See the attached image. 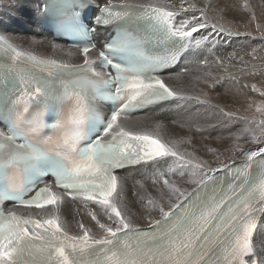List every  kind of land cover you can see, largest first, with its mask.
Wrapping results in <instances>:
<instances>
[{
  "label": "snow or ice",
  "instance_id": "snow-or-ice-1",
  "mask_svg": "<svg viewBox=\"0 0 264 264\" xmlns=\"http://www.w3.org/2000/svg\"><path fill=\"white\" fill-rule=\"evenodd\" d=\"M190 10L200 17L179 19ZM42 19L55 30L51 50L75 46L79 62L0 32V264H264V147L237 146L246 159L222 178L225 161L213 168L186 157L179 145L188 141L167 139L162 122L133 120L183 98L164 73L207 43L210 34L196 39L200 29L216 31L205 11L183 0L179 8L70 0L54 12L45 5ZM249 143L264 146V135ZM138 166L157 170L155 194L132 190L147 226L130 211L120 175ZM69 201L94 224L81 220L71 232Z\"/></svg>",
  "mask_w": 264,
  "mask_h": 264
},
{
  "label": "bare ground",
  "instance_id": "bare-ground-1",
  "mask_svg": "<svg viewBox=\"0 0 264 264\" xmlns=\"http://www.w3.org/2000/svg\"><path fill=\"white\" fill-rule=\"evenodd\" d=\"M114 1L118 2V0ZM240 1L242 0H183V6L195 5L197 9L205 11L206 17L218 14L220 18L225 16L235 21H242L244 16L240 10L244 9L242 4H244L245 0ZM103 2H106V0H101V3ZM134 2H159L174 5L177 8L181 6V0H134ZM38 3L39 0H3V7H0V21H2L0 23V32L14 36L17 44L25 50L35 48L37 53L44 57L79 62L75 51H72L71 57L67 55L69 49L65 47L63 51L57 50L53 52L50 48V42L43 41L34 32L33 16L37 10ZM245 3L247 4V1ZM13 4L14 8L11 7ZM250 5L253 9L258 7V4L254 3ZM193 15L197 18L200 17L199 11L193 12L190 10L187 13L180 12L179 19L191 20ZM207 23L212 25L209 21ZM223 28L225 31H220L218 27H216V31H213L209 27L200 29V34H194L196 39H200L201 34L204 36H209L210 34V39L206 44H201L199 48L193 47L185 55L187 60L185 74L168 79L169 84L182 93L183 98L177 106L170 105L168 110L162 114H160L161 111L166 108L159 111L156 110L152 117L144 116L146 113L133 115V120L141 121L145 125H152L154 121L159 120L164 125L163 131L167 139L188 141L179 145V151L182 154L187 157L188 153H194L196 157L208 162L210 159L215 162V154L209 152L210 148L219 150L226 147L228 143L233 144L234 141H237L239 132L243 129L237 125L236 120L231 116L225 115L226 112H224L223 108L231 104L230 102H237L232 98L244 96L243 94L247 89L242 85L235 84L236 81L232 82L229 80L228 82L224 78L244 71L247 57L244 60L242 59L243 52L246 49L254 48L252 43H255L244 36L242 37L238 32H233L226 27ZM32 39L43 41V45L41 47L32 45L30 43ZM216 122L220 125L219 127L216 126ZM235 127L239 131L236 132ZM221 129L229 135L224 140L212 141ZM233 129L234 131L231 133ZM259 148L261 147L254 149L253 152H256ZM259 154L257 152V155ZM244 158H246L245 155H240L229 162ZM172 163L173 160L169 159V164ZM210 165L216 168L219 164L217 162ZM164 170H167V166H164ZM156 171V169L150 168L141 174L131 171L127 172V174H122L127 179L129 209L133 214L135 213L134 215L141 226H147V221L143 219L144 209L141 204H138L139 207L134 205L138 198L132 195V190L135 187V190L144 196L150 193L155 194L152 180ZM172 178L179 179V173L177 172ZM136 181H141L145 186L144 189H141L136 184ZM86 211L82 207L77 208L72 202L68 203L64 209V218L71 232L78 231L77 223L81 220L85 224H94L91 218L86 215ZM261 217L264 218V214H261ZM155 218L159 219L158 214Z\"/></svg>",
  "mask_w": 264,
  "mask_h": 264
},
{
  "label": "rangeland",
  "instance_id": "rangeland-1",
  "mask_svg": "<svg viewBox=\"0 0 264 264\" xmlns=\"http://www.w3.org/2000/svg\"><path fill=\"white\" fill-rule=\"evenodd\" d=\"M246 1L247 4L245 3ZM245 2L242 4V8L244 9L240 10L244 16L242 21H235L225 16L220 18L218 14L208 16L207 21L215 24L219 29L221 26L226 27L233 32H238L242 35V37L244 36L255 42L252 43L254 47L252 48L253 50L251 48L246 49L243 52V58L240 57L243 60L247 57L246 68L244 71L237 75L235 74L224 78V80L228 82L229 80L232 82L236 81L235 84L239 86L242 85L245 89H247V91L243 94L244 96L232 98L237 102H230L231 104L223 108L224 112L230 114L229 116L236 120L238 126L243 129H251L252 131L244 134L239 132V138L237 141H234L233 144L228 143V145L223 149L217 150L214 155L215 162L210 159V164L217 162L220 164V161L229 162L236 159L241 155L236 151L237 146L250 151H253L258 147H263L262 145L251 144L249 141L253 135L257 137L264 135V0H245ZM253 3L256 5L258 4L256 9L251 7L250 4ZM246 6L248 7V10ZM215 124L217 127L220 126L217 122ZM235 129L236 132L239 131L236 127ZM222 130L223 129L215 135V139L212 141L224 140L229 135ZM233 131L234 129L231 133ZM138 204V201L134 203L135 206L139 207Z\"/></svg>",
  "mask_w": 264,
  "mask_h": 264
}]
</instances>
